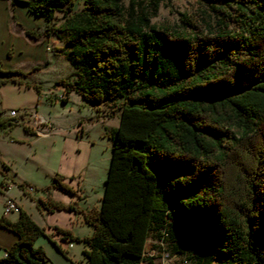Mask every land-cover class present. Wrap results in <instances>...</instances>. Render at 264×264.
<instances>
[{
    "label": "trees",
    "instance_id": "16d2710c",
    "mask_svg": "<svg viewBox=\"0 0 264 264\" xmlns=\"http://www.w3.org/2000/svg\"><path fill=\"white\" fill-rule=\"evenodd\" d=\"M21 1L43 15L44 32L61 38L58 51L76 67L75 77L57 78L63 90L118 109L98 206L46 196L92 225L81 236L55 227L84 241V264H140L150 235L175 249L186 243L187 264H264V0H198L212 31L152 24L156 0L149 10L134 0ZM37 66H0V83L39 90L20 76ZM14 119L0 111V127ZM229 159L238 181L228 186ZM62 177L54 171L51 184L72 191ZM0 225L16 234L0 264H53L33 243L44 226L25 209L0 214Z\"/></svg>",
    "mask_w": 264,
    "mask_h": 264
},
{
    "label": "rangeland",
    "instance_id": "374dc122",
    "mask_svg": "<svg viewBox=\"0 0 264 264\" xmlns=\"http://www.w3.org/2000/svg\"><path fill=\"white\" fill-rule=\"evenodd\" d=\"M127 1L122 0L123 4ZM156 2L155 13L149 17L154 25L172 30L195 27L213 30L211 10L198 0ZM80 3L81 0H74L73 6L76 8ZM151 3L152 0H134L133 6L138 9L142 5V9L149 10ZM1 11H7V19L3 15L0 19V66L26 70L32 64H38L20 76L23 80L34 81L39 85V90H36L32 85L9 79L0 83V111L6 113L9 107L16 110L14 121L0 127L1 155L14 172L8 194L14 199L21 196L26 205L30 203L29 209L36 213V205H41L36 194L53 188L51 174L58 170L64 135L75 137L77 122L83 128L80 138L88 142L90 148L88 163L84 172L82 170L84 178L80 184L81 194L73 203H79V206H98L110 157L111 137L108 124L117 121L118 109L111 112L113 115H109L110 108L106 104H90L78 92L63 90L57 78L75 77L76 67L58 51V45L62 44L61 38L54 31L44 32L47 21L43 15L27 9L21 0H14L12 6L10 0H0ZM12 15L16 19L14 24L10 23ZM59 15L58 9L56 16ZM24 28H32L38 33L30 35ZM63 94L64 99L61 98ZM34 114H39L45 120L37 125L48 129L49 134L34 135L29 131L26 126L36 124ZM102 114L108 116L102 117ZM236 167L231 159L224 165V179L229 183L228 186L238 181L234 174ZM27 184L34 188L26 190ZM29 198L36 203H32ZM91 229L92 225L83 219L79 210L70 231L81 236ZM3 237H7V233L0 231V240ZM52 239L58 242L60 248L54 245ZM33 243L42 247L45 256L53 264L85 263L83 248L86 244L81 238H63L55 230H44L36 235ZM2 251L0 246V253ZM188 253L190 248L186 243L180 249H175L172 242L150 235L145 239V258L140 264H186Z\"/></svg>",
    "mask_w": 264,
    "mask_h": 264
},
{
    "label": "crops",
    "instance_id": "0c3cea01",
    "mask_svg": "<svg viewBox=\"0 0 264 264\" xmlns=\"http://www.w3.org/2000/svg\"><path fill=\"white\" fill-rule=\"evenodd\" d=\"M16 4V2H14ZM7 11L0 12V19L2 18V15L4 16V19L7 17L6 15ZM7 19V18H6ZM16 19L11 17L10 23H15ZM100 114V113H98ZM110 113L109 115H111ZM113 115V114H112ZM98 116V115H97ZM108 116L107 114H102V117ZM39 114H34V122L36 124L27 125L30 132L34 133V135H41V134H49L48 129H44L47 132L46 133H40L37 132V128L43 129L44 127H38L37 120H38ZM118 120V118H117ZM42 123V122H41ZM117 121H112L108 124V128L110 130L111 126L116 125ZM76 125H78V128L76 127V130H78L75 133V137L69 135H64L63 138V144L62 149L60 150L59 154V167L58 170H55L63 175L62 179L66 181L68 184H70L73 188L72 191H64L60 189L59 187L53 186L51 190L46 189L42 193H37L38 200L40 201L41 205H36V213H33L29 209V204L26 205L24 203L23 198L19 196L16 200L19 207L24 208L30 216L39 224H43L44 230H55L59 236H61V232L58 231L55 227H65V228H71L73 226V223L76 218V214L79 210H74L70 208L65 207H55V206H48L46 205V196H51L53 199H59L62 202H73L75 198L80 196L81 194V187L80 184L83 180V173L84 167L87 165L89 160V148L90 144L86 142L85 140L81 139V133H82V126L80 123L76 122ZM78 133V134H77ZM86 150V153L85 151ZM12 173L14 172L11 170L8 162L3 159L1 155V149H0V214L6 215L10 219H15L18 214V209H11L7 212H3V199L6 193H8V188L11 186V184L6 188V190L1 189V183L4 181H7L9 178L14 179L12 176ZM77 174V177H75ZM70 176V177H69ZM75 177V178H74ZM46 192V193H45ZM44 193V194H43ZM46 194V195H45ZM77 199V198H76ZM32 203H36L34 200L30 199ZM26 202V201H25ZM76 205H79V203H75ZM82 206H87L86 204ZM2 208V210H1ZM2 211V213H1ZM0 231H3L7 233V237H3V239L0 240V246H2L3 251L0 253V255L4 254L5 247L16 237V234L3 226L0 225Z\"/></svg>",
    "mask_w": 264,
    "mask_h": 264
},
{
    "label": "built area",
    "instance_id": "2783aa9c",
    "mask_svg": "<svg viewBox=\"0 0 264 264\" xmlns=\"http://www.w3.org/2000/svg\"><path fill=\"white\" fill-rule=\"evenodd\" d=\"M6 113L9 114V115H15L16 114V110L13 107H9ZM37 122L41 123V122H45V120L42 117L39 116ZM36 130H37V132H40V133H46L47 132L46 130L40 129V128H37ZM12 182H13L12 180L4 181L3 183H1V189L6 190V188ZM33 188L34 187L31 184H27V186H25L26 190H32ZM2 207H3V212L5 213V212H7V211H9L11 209H18L19 206H18L16 200L11 195L6 193L5 196H4V199H3ZM143 254H144V250H143Z\"/></svg>",
    "mask_w": 264,
    "mask_h": 264
}]
</instances>
